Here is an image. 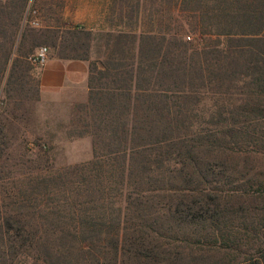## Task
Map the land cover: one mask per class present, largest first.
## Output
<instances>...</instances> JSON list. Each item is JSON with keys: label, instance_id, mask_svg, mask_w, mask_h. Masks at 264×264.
Instances as JSON below:
<instances>
[{"label": "trees", "instance_id": "obj_1", "mask_svg": "<svg viewBox=\"0 0 264 264\" xmlns=\"http://www.w3.org/2000/svg\"><path fill=\"white\" fill-rule=\"evenodd\" d=\"M33 2L0 0V264H264V0H126L141 28L102 42ZM42 45L89 62L92 158L55 171L25 133Z\"/></svg>", "mask_w": 264, "mask_h": 264}, {"label": "rangeland", "instance_id": "obj_2", "mask_svg": "<svg viewBox=\"0 0 264 264\" xmlns=\"http://www.w3.org/2000/svg\"><path fill=\"white\" fill-rule=\"evenodd\" d=\"M71 1L74 2V0ZM66 2L68 4L67 8L70 11L62 14L58 10L62 8V5ZM69 2V0H35V2L31 4L29 11L25 12L26 22L30 21V26L34 28H39L43 24H57L65 28H86L87 13H74V4L73 2L72 4ZM101 36L98 35V41L100 42L103 41V36ZM42 46H47L49 48L48 45ZM30 65L33 67L29 71L27 80L25 79L27 81L26 86L31 85L32 87H37L35 79L37 66L33 64ZM7 70L8 67L2 83L5 82ZM86 100V93L71 92L68 90L59 93L54 100L41 97L40 93H38V97L34 96V99H32V103L30 104V107H32L30 120L25 126V133L30 138L36 137L38 141L44 144H41L42 147L49 149V154L52 156L53 171L67 166L82 164L92 158V144L89 135L81 137L68 135V131L70 130L69 123L72 119L74 109L77 104L84 103ZM23 125V123L20 124V128L22 127L24 129ZM26 130H29V132ZM30 138L29 141H33ZM26 158H35V156L27 154ZM46 171H33L32 176L35 179ZM6 180H9V178L4 176L0 183L5 185ZM5 188L9 189L10 187L5 186ZM34 196L35 193L33 196L29 197V199H33Z\"/></svg>", "mask_w": 264, "mask_h": 264}, {"label": "crops", "instance_id": "obj_3", "mask_svg": "<svg viewBox=\"0 0 264 264\" xmlns=\"http://www.w3.org/2000/svg\"><path fill=\"white\" fill-rule=\"evenodd\" d=\"M70 4L73 1L69 0ZM73 12H86V30L93 33L95 42L99 32L126 31L141 25L135 23V19H127L126 0H74ZM67 2L59 8V12L66 13ZM141 20H139L140 23ZM48 25V24H47ZM48 59L42 66H37L35 79L41 97L56 99L63 91L86 93L88 91L89 62L79 58H62L54 55L49 47ZM94 50V49H93ZM96 54L90 52V58L95 59Z\"/></svg>", "mask_w": 264, "mask_h": 264}, {"label": "built area", "instance_id": "obj_4", "mask_svg": "<svg viewBox=\"0 0 264 264\" xmlns=\"http://www.w3.org/2000/svg\"><path fill=\"white\" fill-rule=\"evenodd\" d=\"M49 49L47 46H40L36 49L35 53L29 58V60L37 65L42 66L48 59Z\"/></svg>", "mask_w": 264, "mask_h": 264}]
</instances>
